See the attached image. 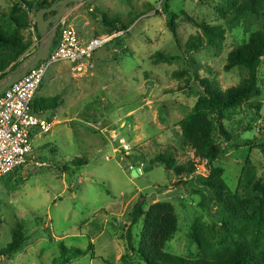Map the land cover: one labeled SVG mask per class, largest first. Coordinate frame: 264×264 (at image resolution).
I'll use <instances>...</instances> for the list:
<instances>
[{"label": "rangeland", "instance_id": "374dc122", "mask_svg": "<svg viewBox=\"0 0 264 264\" xmlns=\"http://www.w3.org/2000/svg\"><path fill=\"white\" fill-rule=\"evenodd\" d=\"M235 1L247 0L84 2L79 13L94 28L82 33L87 39L107 34L102 12L119 15L126 24L142 17L97 50L87 74L66 72L56 94L66 99L68 118L58 117L61 123L35 142L32 162L0 177V251L13 242L16 231L25 237L20 250L0 257V264H143L127 252L131 214L141 199L174 191L179 194L169 199L142 202L147 212L160 203L174 208L178 231L166 251L188 259L200 257L202 250L192 237L199 229L208 235L212 231L213 244L222 241L218 202L200 184V178L211 175V167L185 141L180 123L200 98L197 76L216 80L223 90L248 77L245 69L225 72L224 66L230 52L264 30V0L261 15L238 17ZM163 3L179 15L176 37L165 14L158 13ZM0 4L10 6L5 0ZM201 25L223 28L221 47L187 50V43L202 34ZM25 34L40 44L33 30ZM59 67L53 66L48 74ZM260 76L261 96L233 109L225 121L232 141L216 134L226 152L214 166L245 199L256 195V180L264 182V154L251 147L264 144V60ZM256 104L261 105L259 120L252 107ZM160 155L174 158L177 165L194 163L197 171L179 177L166 165L152 163ZM137 168L141 173L135 177ZM246 170L250 179L244 176ZM145 219L132 230L137 244ZM243 226L249 228L242 224L239 229ZM76 250L84 254L76 256Z\"/></svg>", "mask_w": 264, "mask_h": 264}, {"label": "trees", "instance_id": "16d2710c", "mask_svg": "<svg viewBox=\"0 0 264 264\" xmlns=\"http://www.w3.org/2000/svg\"><path fill=\"white\" fill-rule=\"evenodd\" d=\"M10 4L5 9L0 4V81L32 55L35 41L26 38V31H34L36 38L40 41L41 33L35 22L39 10L50 8L61 0H5ZM75 4H72L73 6ZM233 11L236 17L252 13L261 15L262 1L247 0L233 3ZM168 4H162V12L169 23V28L177 36L176 27L179 15H174ZM160 11L158 10V13ZM52 13L47 17L54 16ZM102 20L108 32L105 35L126 32L141 18L135 17L128 24L124 23L121 16L110 15L102 12ZM202 34L192 38L187 43L188 51H199L207 47H221L224 39V30L221 26L201 25ZM58 37L54 43L57 46ZM264 60V30L255 33L250 40L237 47L229 53L225 72L235 68L245 69L248 77L239 85L223 90L211 78H200L197 81L201 87L200 98L192 112L180 123L185 141L195 151L198 158L208 162L211 167V175L200 178V184L208 190L218 202L217 215L220 220V230L224 234L222 241L213 244L210 237L214 236L212 231L207 234L206 230L199 229L192 235L199 244L202 255L195 259L170 254L166 251L168 241L178 231V219L171 205L160 203L145 211L139 202L131 214L130 226L127 232V252L136 255L143 264H264V182L256 180V195L251 199L242 198L236 191L223 180L221 170L214 166V162L223 156L226 147L218 143L216 134L224 137L227 143L232 141V134L228 131L225 121L230 112L241 106L245 101L259 97L262 94L260 88L261 76L260 66ZM211 73V71H210ZM60 98L55 97L44 102L47 110H55L59 105ZM37 98L34 110L37 109ZM258 111L259 120L261 105H252ZM261 119V118H260ZM236 147V146H235ZM260 149L264 154V144L251 146ZM152 163H161L173 170L179 177H190L197 171L194 163L188 165H177L174 158L160 155ZM246 179H250L249 170L244 171ZM206 196V195H205ZM207 211L208 208L201 204ZM209 212V211H208ZM210 214H214L211 212ZM146 217L144 230L140 242L137 244L132 235L133 228ZM243 226L240 230L239 225ZM25 241L23 233L16 231L13 242L0 251V257L11 255L20 250ZM65 251H67L64 248ZM76 256H82L81 250H76ZM127 255L122 259L125 261Z\"/></svg>", "mask_w": 264, "mask_h": 264}, {"label": "built area", "instance_id": "2783aa9c", "mask_svg": "<svg viewBox=\"0 0 264 264\" xmlns=\"http://www.w3.org/2000/svg\"><path fill=\"white\" fill-rule=\"evenodd\" d=\"M162 12V5L159 8ZM93 11V10H91ZM124 32L84 39L64 16L59 27L57 46L46 61L40 62L20 82L0 96V177L10 175L32 162L35 137L47 135L54 126L51 116L34 110L37 95L50 69L62 63L74 65L75 75L82 76L94 67V54L115 41ZM37 165L41 163L37 162Z\"/></svg>", "mask_w": 264, "mask_h": 264}, {"label": "water", "instance_id": "95a60500", "mask_svg": "<svg viewBox=\"0 0 264 264\" xmlns=\"http://www.w3.org/2000/svg\"><path fill=\"white\" fill-rule=\"evenodd\" d=\"M87 0H61L55 3L50 8H44L38 11L35 17V22L38 27V31L41 33V39L38 49L14 72L9 73L4 79L0 81V96L12 85L20 82L27 76L28 72L34 70L37 65L46 61L51 53L54 43L58 37L59 27L62 19L64 18L67 9L72 4L84 3ZM54 13V16L47 17ZM141 173V170L137 168L133 171V175L137 177ZM178 191L167 192L161 195H153L147 199H141V203L147 201H163L178 195Z\"/></svg>", "mask_w": 264, "mask_h": 264}, {"label": "crops", "instance_id": "0c3cea01", "mask_svg": "<svg viewBox=\"0 0 264 264\" xmlns=\"http://www.w3.org/2000/svg\"><path fill=\"white\" fill-rule=\"evenodd\" d=\"M83 5L84 3H78L75 4L73 6H70L65 14V17L67 18L68 21H70V23L72 25H74V27L77 29V31L80 33V35H82V33H90L92 27V22L87 19L86 16H84L83 14L79 13L82 12L83 10ZM103 26V25H102ZM94 29V28H93ZM25 34V33H24ZM26 35V34H25ZM85 40L87 38L82 37ZM39 45L37 43H35L34 47H33V52L32 54L38 49ZM66 63L60 64V67L58 68V70H56V72L54 74L51 75H47L43 86L41 87L38 95H37V107H39L37 110V113L39 115H43V116H54V118H56L54 120V126L56 124H60L61 121L57 120L58 117L63 116V117H67L69 116V114L67 113L66 110V99L60 95V94H56V92L59 90L60 86H61V81H63L65 75L67 74L66 72H68V70L71 72L72 74V69L74 68L73 64H69V68H65V66H63ZM93 64H94V60H93ZM62 65V66H61ZM55 97H59L60 101H59V105L56 107L55 110H47L44 107V102L47 100H50L52 98ZM77 116V115H76ZM67 121V119H66ZM65 121V122H66ZM45 135H38L35 137V142L37 140H41L42 137ZM34 142V144H35Z\"/></svg>", "mask_w": 264, "mask_h": 264}]
</instances>
